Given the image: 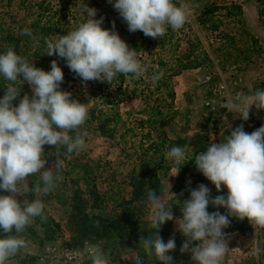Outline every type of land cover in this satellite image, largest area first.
Returning a JSON list of instances; mask_svg holds the SVG:
<instances>
[{
	"label": "rangeland",
	"instance_id": "374dc122",
	"mask_svg": "<svg viewBox=\"0 0 264 264\" xmlns=\"http://www.w3.org/2000/svg\"><path fill=\"white\" fill-rule=\"evenodd\" d=\"M173 3L187 9V22L178 33L169 29L164 37L152 39L140 31L130 33L107 0H0V53L14 46L18 55L46 72L50 71L51 61L57 60L64 76L61 90L72 93L71 98L85 104L89 111V119L80 129L87 132L86 149L67 154L66 148L61 147L59 153L64 167L55 190L47 195L30 194L28 197L29 200H42L44 216L58 228L51 240H44L35 218L21 234L26 238L30 235L33 243L28 250H21V256L11 258L9 264H18V258H23L21 264H77L63 263L59 252L63 248L83 250L85 242H102L109 264H135L138 254L135 244L119 247L90 235L83 245L71 247L67 229L69 200L79 197L81 210L92 214L119 212L117 204L129 198L128 175L137 166L140 150L149 143L200 135L203 138L199 145L206 150L213 141H223L241 123L248 133L264 125V111L257 112L253 107L249 119L241 121L226 108L229 97L235 98L238 93L252 95L255 90L264 89V0H173ZM85 5L97 10L96 19L104 17L102 28L111 30L114 22L115 31L130 48L133 41L138 60L152 66L144 76L130 80L122 75L111 85L98 81L85 85L63 59L46 54L48 39L65 35L86 20ZM231 5L240 7L238 16L228 9ZM257 9L261 11V18L257 16ZM26 27L31 29V37L19 34ZM159 71L163 76L154 84L151 76ZM4 86L5 81L0 78V98L5 94ZM25 93L32 96L26 83L21 85L19 98ZM19 98L13 102L14 106L18 105ZM151 108L159 115L153 127L147 128L145 120ZM114 114L119 116L115 124L110 119ZM112 127L114 132L108 138L106 130ZM56 151L55 146H44L46 168L54 164ZM191 151L188 155L194 162L198 153ZM151 153L146 154L149 157ZM154 162L159 180L158 194L170 206L177 202L173 200L175 197L162 192L167 180L171 192L176 187L179 193L174 195H179L183 201L189 198V189H193L191 175H199L200 184L212 187L193 162L186 165L185 160L176 176L177 166L163 151ZM38 180V175L29 177V187ZM8 194L0 191V195ZM23 199L18 197L20 201ZM138 207L149 220L148 202ZM217 210L225 212L223 208L214 211ZM173 215L174 220L165 222L164 227L169 237L180 238L179 241L175 238L177 250L173 264H194L189 253L180 252L184 237L177 231L175 212ZM224 231L231 238L222 264H264V228L252 227L247 219L232 218ZM5 236L0 232V238ZM257 246L261 249L258 256L253 254ZM150 258L156 261L150 263L158 264L154 257ZM80 264H91V261L85 257Z\"/></svg>",
	"mask_w": 264,
	"mask_h": 264
},
{
	"label": "clouds",
	"instance_id": "9594fccd",
	"mask_svg": "<svg viewBox=\"0 0 264 264\" xmlns=\"http://www.w3.org/2000/svg\"><path fill=\"white\" fill-rule=\"evenodd\" d=\"M107 2L130 33L140 31L152 39L164 37L169 29L178 33L188 19L187 9L176 6L173 0ZM83 12L87 18L75 30L46 41L48 56L63 59L85 85L89 81L111 85L120 74L137 80L149 71L152 66L138 60L137 51L120 38L114 22L111 30L104 29V17L96 19V9L85 5ZM19 34L31 37L32 31L26 27ZM162 76V71L154 72L152 83ZM0 78L5 81V94L0 98V191L9 193L0 195V232L6 234L0 238V264H9L21 250L29 249L30 242L21 234L35 218L46 219L42 200L28 197L55 190L64 167L59 149L65 147L67 154L86 149L87 132L80 129L89 119V111L85 104L71 98L72 93L61 90L64 76L57 60L51 61L50 71L46 72L18 55L14 46H8L0 53ZM25 83L32 96L25 93L19 98L21 85ZM18 98L19 103L14 106ZM253 107L257 112L264 111V89H257L252 95L238 93L226 103L228 112L236 114L235 118L241 121L249 119ZM45 145L55 146L57 150L54 164L48 168ZM187 149L188 145L171 146L167 151V159L177 166L174 176L188 159ZM193 163L217 193L226 190V194L212 197L211 189L205 184L189 189V198L179 204L181 215L175 218L177 231L184 237L180 252L189 253L194 264H222L231 238L224 229L230 226L232 218L247 219L252 227L264 228V125L248 133L241 123L223 141H213L196 154ZM36 175L39 180L30 188L29 177ZM162 192L176 199L169 180ZM20 196L24 197L22 201L18 200ZM147 202L152 233L139 244L145 255L154 257L159 264H173L169 253L176 248L175 238L165 243L159 235L165 222L174 220L173 206L166 204L154 189H147ZM209 205L225 212L209 213ZM94 226L99 227V222ZM101 245L102 242H85L83 250L66 254L69 260L76 258L77 264L85 257L91 264H109ZM260 252L257 246L253 254L258 256ZM135 264L145 261L137 254Z\"/></svg>",
	"mask_w": 264,
	"mask_h": 264
},
{
	"label": "trees",
	"instance_id": "16d2710c",
	"mask_svg": "<svg viewBox=\"0 0 264 264\" xmlns=\"http://www.w3.org/2000/svg\"><path fill=\"white\" fill-rule=\"evenodd\" d=\"M231 9L234 14L237 16L240 14V7L238 5H231L228 7ZM257 16L261 18V11L257 9ZM78 27H73L71 29L75 30ZM131 43V48L134 49L133 41ZM122 74L118 75V78H121ZM159 115L155 108L149 109V115H147V119L145 120L147 128H152L153 124H155V117ZM91 121L94 120L93 115L90 117ZM110 119L115 123L119 122V116L114 114L110 117ZM161 121V119H159ZM110 122V121H105ZM162 122V121H161ZM159 123V122H158ZM100 128V127H99ZM106 136L108 138L112 137L114 132V128H110L106 130ZM147 137L148 135H144ZM203 136L193 135L191 137H176L174 140L169 141H158L149 143L145 149L140 150L139 156L136 157L137 166L135 169H132L128 175V186H129V198L124 201V203H118L119 212L111 211L110 215H101V214H92L87 211H82L80 208V204H82V200L79 197L73 196L69 200V215L67 219V229L70 232L69 243L74 247L75 244L83 245V241L88 239V236L93 235L96 240L104 239L107 243L112 245L117 244L119 247L125 244V246H129L135 244L134 250L138 252V255L144 259L145 264H152L150 262L155 261L154 259L146 256L143 252L142 246L139 244L140 241L147 236H150L152 233V229L150 227V220L145 219L141 211H139L140 207L143 203L147 201V189H154L158 194V184L159 180L155 174V166L156 158H158L163 151L167 155V151L171 146H181L188 145V148L193 150L194 153H199L204 151L203 147L199 145V142ZM151 151V155L148 157L147 152ZM187 151V164H191L193 161L192 158L189 157ZM163 171H166L167 168H163ZM193 178L192 183L199 182V175H191ZM212 197L216 195H224L226 194V190H223L221 193H217L215 191L214 186L210 187ZM173 192L178 194L177 188H173ZM76 195V193H75ZM177 204H174L172 211L175 212L176 217H180L181 211L179 204L183 203V200L179 195L176 197ZM176 199H173L176 201ZM114 199L112 198V201ZM115 201V200H114ZM135 203L137 205H135ZM139 208V209H138ZM215 208L209 206L207 211L209 213L213 212ZM38 227L43 235L44 240H51L54 230L58 228L57 224L53 223L49 219L41 220V218L37 217ZM99 222V227L94 226L95 222ZM166 225L164 224L160 231L159 235L163 238L164 242L168 241V233L165 231ZM171 238V237H169ZM178 238L179 237H174ZM166 240V241H165ZM195 246V244H193ZM176 248L174 251L169 253L172 257L176 252ZM175 258V257H174ZM156 262V261H155ZM159 264V262H157Z\"/></svg>",
	"mask_w": 264,
	"mask_h": 264
},
{
	"label": "built area",
	"instance_id": "2783aa9c",
	"mask_svg": "<svg viewBox=\"0 0 264 264\" xmlns=\"http://www.w3.org/2000/svg\"><path fill=\"white\" fill-rule=\"evenodd\" d=\"M67 251H76V249H70V248H63L60 252L59 255L61 257V260L63 263H73L77 262L76 258L69 260L68 255L66 254Z\"/></svg>",
	"mask_w": 264,
	"mask_h": 264
},
{
	"label": "crops",
	"instance_id": "0c3cea01",
	"mask_svg": "<svg viewBox=\"0 0 264 264\" xmlns=\"http://www.w3.org/2000/svg\"><path fill=\"white\" fill-rule=\"evenodd\" d=\"M187 151H188V153H189V151H190V148H188L187 149ZM192 152V151H191ZM187 160V159H186ZM185 162V161H184ZM188 175H186V177H187ZM191 177V176H190ZM192 178V177H191ZM199 178H200V176H199ZM200 183H201V181H199V182H195V183H192L191 182V186H193V189L194 188H196L198 185H200ZM209 188H210V186H208ZM172 193L174 194V192L172 191ZM23 238L24 239H26L27 241H29L30 242V244H32L33 243V241H31V237H30V235H27V238H26V236H23ZM22 254L21 253H19L16 257H18V256H21ZM15 257V258H16ZM23 259V258H22ZM22 259L21 258H18V264H21V262H22ZM21 260V261H20ZM133 264H134V262H133Z\"/></svg>",
	"mask_w": 264,
	"mask_h": 264
}]
</instances>
